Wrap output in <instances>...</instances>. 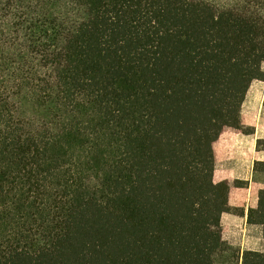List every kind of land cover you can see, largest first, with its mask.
I'll return each instance as SVG.
<instances>
[{
	"label": "trees",
	"instance_id": "obj_1",
	"mask_svg": "<svg viewBox=\"0 0 264 264\" xmlns=\"http://www.w3.org/2000/svg\"><path fill=\"white\" fill-rule=\"evenodd\" d=\"M263 65L264 0H0V264H216Z\"/></svg>",
	"mask_w": 264,
	"mask_h": 264
},
{
	"label": "rangeland",
	"instance_id": "obj_2",
	"mask_svg": "<svg viewBox=\"0 0 264 264\" xmlns=\"http://www.w3.org/2000/svg\"><path fill=\"white\" fill-rule=\"evenodd\" d=\"M264 71V65H263ZM264 82L254 81L242 106L240 130L225 129L214 145L215 178L217 182L227 177L230 197L256 199L263 188L264 175L256 162L264 161L263 154L255 152V139H264ZM237 214V209L231 210ZM247 223V220H246ZM248 224V223H247ZM244 227L239 217L222 218L223 251L216 256V264H240L243 251L264 252L261 228L251 224Z\"/></svg>",
	"mask_w": 264,
	"mask_h": 264
},
{
	"label": "crops",
	"instance_id": "obj_3",
	"mask_svg": "<svg viewBox=\"0 0 264 264\" xmlns=\"http://www.w3.org/2000/svg\"><path fill=\"white\" fill-rule=\"evenodd\" d=\"M256 141H257V139H255L254 143ZM254 146H255V152L257 154H263L264 155V150L256 151V143ZM260 162H264V161H260ZM214 178H215V173H214ZM228 180L229 179L227 177H224V178H221L220 180H218L217 182H221V181H227L228 182ZM257 200H258V197L256 199H254V201L250 200V198L248 197V198L238 199V201L236 199L234 201V199L232 200V198L230 197V194H229V199H228L229 207L231 210L237 209L238 213L237 214L225 213L222 215V218L224 215H228V216H232V217H236V218L239 217L241 219L242 224L244 222V227L252 226L251 224H247L246 220H247L249 210L255 209L257 207Z\"/></svg>",
	"mask_w": 264,
	"mask_h": 264
}]
</instances>
